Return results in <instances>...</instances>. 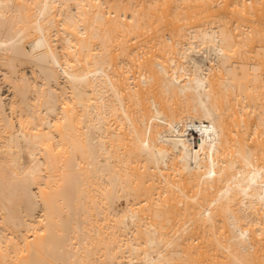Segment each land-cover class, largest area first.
<instances>
[{
    "label": "bare ground",
    "instance_id": "bare-ground-1",
    "mask_svg": "<svg viewBox=\"0 0 264 264\" xmlns=\"http://www.w3.org/2000/svg\"><path fill=\"white\" fill-rule=\"evenodd\" d=\"M0 264H264V0H0Z\"/></svg>",
    "mask_w": 264,
    "mask_h": 264
},
{
    "label": "rangeland",
    "instance_id": "rangeland-1",
    "mask_svg": "<svg viewBox=\"0 0 264 264\" xmlns=\"http://www.w3.org/2000/svg\"><path fill=\"white\" fill-rule=\"evenodd\" d=\"M124 204V202H121V206Z\"/></svg>",
    "mask_w": 264,
    "mask_h": 264
}]
</instances>
